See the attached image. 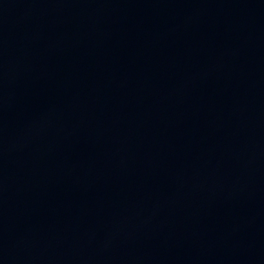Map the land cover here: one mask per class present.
Returning a JSON list of instances; mask_svg holds the SVG:
<instances>
[{
    "label": "water",
    "instance_id": "obj_1",
    "mask_svg": "<svg viewBox=\"0 0 264 264\" xmlns=\"http://www.w3.org/2000/svg\"><path fill=\"white\" fill-rule=\"evenodd\" d=\"M0 264H264V0H0Z\"/></svg>",
    "mask_w": 264,
    "mask_h": 264
}]
</instances>
